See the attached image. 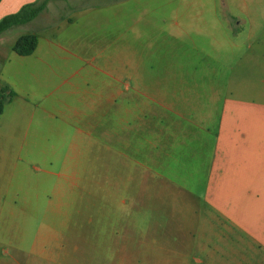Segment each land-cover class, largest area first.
I'll return each mask as SVG.
<instances>
[{
	"label": "crops",
	"instance_id": "1",
	"mask_svg": "<svg viewBox=\"0 0 264 264\" xmlns=\"http://www.w3.org/2000/svg\"><path fill=\"white\" fill-rule=\"evenodd\" d=\"M42 1L0 0V8L12 14L21 6ZM134 1L139 16L129 25L104 21L107 13L118 15L120 5L88 7L72 5L77 0L49 1L34 20L17 26L47 21L24 34L37 37L34 52L16 55L45 64L56 58L66 60L56 48L64 53L72 51L82 60L84 47L121 43L123 26L136 31L196 30L202 34L204 30L217 31L224 23L233 35L242 29L246 37L224 41L213 39V32L209 44L216 47L228 42L232 50L241 47V54L227 62L224 73L211 74L210 82L198 77L195 69L186 74L184 66L169 65L161 59L160 70L153 67L146 71L150 80L145 83L142 71L140 75L137 72V57L130 54L122 61L131 70L129 94L122 93L116 84L105 87L104 80L81 65L57 75L60 81L55 85L48 64L50 72L29 71L26 81L19 66L12 79L0 76V85L15 93L0 114V161L8 169V177L18 175L26 166L39 171L43 154L40 112L48 122L45 132L50 134L45 137L51 139L58 124L61 127L72 121L80 125L74 128L75 138L85 143L86 149H96V157L104 159L99 162L100 169L112 177V185L104 189L111 190L104 195L108 206L120 208L123 215L128 214V207L135 213L117 226L107 219V228L120 237L122 245L130 234L131 244L139 246L145 231L150 247L147 251L171 255L162 264H188L190 254H194L193 264H264V0H221L219 6H202L197 0V9L192 10L197 13V25L183 23L186 17H179L187 12L185 0L178 1L172 10L170 0ZM59 10L63 11L61 18ZM57 19H61L59 24ZM143 35L136 32L134 38ZM169 35L174 37V33ZM116 70L114 66L113 78L119 83L121 72ZM39 76L45 80L40 82ZM36 84L45 87L42 102L52 99L50 103L33 102ZM100 86L104 87L103 94L107 88L103 102ZM59 88L78 94V103L53 97ZM93 91L97 93L89 100ZM106 105L113 108L112 131L105 119H95L94 113L105 111ZM95 129L97 134H91ZM59 176L66 178L65 174ZM67 182L70 187L71 179ZM57 194L59 198L65 196L55 185L56 199ZM89 196L99 197V193L89 192ZM21 200L24 202L25 197ZM20 201L8 204L17 207ZM48 202V209L39 217L23 211L24 222H38L36 231L3 229L2 225L0 248L16 252L27 244L31 253H40L52 248L54 239L57 246L58 233L52 226L57 210L52 209L50 198Z\"/></svg>",
	"mask_w": 264,
	"mask_h": 264
},
{
	"label": "rangeland",
	"instance_id": "2",
	"mask_svg": "<svg viewBox=\"0 0 264 264\" xmlns=\"http://www.w3.org/2000/svg\"><path fill=\"white\" fill-rule=\"evenodd\" d=\"M77 1L72 3V5L88 7H113L120 5L121 10L118 15L113 16L111 13L104 15V21L110 23L115 20L125 23L124 25H129L136 21L139 16L135 11L138 5L134 0H119L116 2L114 0ZM178 1L182 2V0H170L171 10ZM185 1L187 12L180 14L179 17H186L182 21L183 23L197 25V13L192 11L197 9V0ZM198 1L202 6H219L221 0ZM154 4L156 5V3ZM230 8H233V6L230 5ZM7 12L6 9L1 7L0 19L10 14ZM62 12V10L58 11L57 15L59 18H61ZM60 20L57 19L58 24L61 22ZM46 22L40 19L38 22L28 26L12 28L0 36V48H2L0 53L2 55L0 57V76L12 79V72L17 67L22 66L24 80L26 81L27 72L29 71L37 70L43 72L45 70L50 72L46 65L48 64L53 71L51 79L55 85L60 81L56 77L57 75L63 74L64 71L70 73L81 65L86 71L95 74L98 79L104 80L105 87L116 84L122 93L129 94V88L132 87V83L128 79L131 70L122 61L125 59L127 61L131 54L137 57L135 58L137 63H139L137 72L140 75V71H142L141 79L144 83L146 80H150V77H145L146 71H151L153 67L156 71L161 69V59L169 65L175 63L179 68L184 66L186 74H191L195 69L198 77H201L205 82H210L213 76L211 74L224 73L227 62L232 58L235 59L242 51L241 47L233 48L232 50L228 42L221 46H212L209 44L210 39L214 36L213 39L228 41L243 40L246 37L245 31L242 29H240L238 34L233 35L225 23L217 31L204 30L202 34H197L196 30L154 29L136 31L123 26L121 31L123 40L121 43L84 47L80 55V58H83L84 61L79 59L72 51L71 53H64L56 48L55 50L60 55L65 56L66 60L56 58L45 64L30 57L21 58L14 54L12 46L17 38L27 33L28 30H33L37 23L38 26H43ZM136 32L143 33V37L135 39L134 34ZM213 32L214 35L212 36ZM170 33H174V37L170 36ZM177 33L180 36H176ZM174 39H179V41ZM97 53L99 55L98 58L93 60V56ZM12 55H15L16 58L14 59ZM88 58H90V61L86 63L85 60H88ZM114 66L115 68L117 67L116 71L121 72L119 83L115 82L113 78ZM101 72L105 74L103 75ZM43 80L45 79L39 76V81L42 82ZM15 81L17 82L18 80L15 79ZM2 83L3 81L0 78V84ZM89 87L92 86L89 85ZM103 88L102 86L98 88L101 91V102H103V97L107 98L108 96L107 88L104 94ZM44 89L45 87H41L38 84L35 85L34 92L36 96L32 99L33 102L41 104L52 101V99H46L42 102L41 94ZM96 93L97 91L90 92L88 98H93ZM52 96L60 99L61 102L64 99L66 103H78V94H67L64 88L57 89ZM55 98H53V101ZM104 104H108L107 101ZM6 109L4 108L5 111ZM94 114L95 119L100 122L105 119L107 129L112 131V107L106 105L105 111L100 109L98 113L95 112ZM43 116L44 114L40 112L38 118L42 121L41 131L43 137L40 146L43 154L38 167L39 171H33L26 166L24 170L20 169L18 175L8 177L9 171L0 161V228L3 225V229L36 231L39 228L38 222H24V213L32 212L39 217L41 213L44 214L45 210L48 209V198H50L52 209L55 210L56 208L57 210V220L56 222L55 219L52 220V226L54 229L56 228L58 233L56 238L57 246H55L54 239L53 247L40 253H31L27 244H24L25 247L22 250L16 252L10 248L2 247L0 248V264H162L166 258H172L171 255L163 254L162 252L150 251V253L147 251L150 247L146 242L148 233L145 236V231L142 234L143 237L139 246L131 244V240L128 238L130 234L126 235L127 241L122 245L123 241H121L120 237H115L113 230L107 228V219L111 221L112 225L117 226V223L121 222L122 219L132 217L134 212L128 207V214L123 215L120 208H114L112 205L108 206L109 202L106 200L107 198H104V195L111 190L104 189L112 185L110 182H113V180L112 177H107L104 170L99 167V162L104 159L96 157L98 152L94 147L86 149L85 143L82 144L81 140L75 138L74 128L80 127V125L72 121L63 123L61 127L58 124L52 139L51 137H45L50 133L45 132L48 122ZM61 131L64 132L61 133ZM91 134H97V129L93 130ZM50 152H55V154L51 156ZM80 168L82 174H80ZM73 173H76V177ZM59 174H65L66 178L59 176ZM70 179L71 186L69 187L67 180ZM54 184L57 185L58 191L65 193L64 197L59 198L57 194V199L55 198ZM97 191L99 197L89 196V192L91 194ZM23 197H25L24 202L20 201ZM94 198H96L95 202ZM17 199L20 201L18 202L20 206L10 207L8 203ZM108 200L112 202V199ZM23 211L25 212L23 213ZM11 212L14 214V218H12ZM121 225L117 228L119 229ZM149 235L151 236L150 233ZM25 240H27L26 242L32 241V239ZM191 258H194V254L188 256V264H193Z\"/></svg>",
	"mask_w": 264,
	"mask_h": 264
},
{
	"label": "trees",
	"instance_id": "3",
	"mask_svg": "<svg viewBox=\"0 0 264 264\" xmlns=\"http://www.w3.org/2000/svg\"><path fill=\"white\" fill-rule=\"evenodd\" d=\"M49 1L52 0H44L39 4L24 5L17 12L0 19V36L11 28L27 24L34 20ZM36 46L37 37L35 35H22L14 42L12 51L19 56H28L34 52ZM14 96L15 93L7 86L0 85V114Z\"/></svg>",
	"mask_w": 264,
	"mask_h": 264
}]
</instances>
